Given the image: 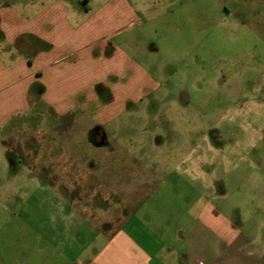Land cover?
I'll return each instance as SVG.
<instances>
[{
  "label": "rangeland",
  "instance_id": "obj_1",
  "mask_svg": "<svg viewBox=\"0 0 264 264\" xmlns=\"http://www.w3.org/2000/svg\"><path fill=\"white\" fill-rule=\"evenodd\" d=\"M38 1L0 0V10L22 13ZM62 1L107 16L93 37L108 46L95 45L93 66L78 67L59 86L66 106L86 97L99 118L79 106L57 115L38 96L41 85L25 97L18 80L9 81L11 98L0 106V118L7 114L0 124V264H22L24 237L36 234L47 247L32 250L27 264H65L53 247L69 230L75 237L74 216L95 227L90 255L112 228L103 222L124 220L152 189L147 205L155 218L175 222L188 201L186 222L210 180L222 182L218 201L229 206L264 187V0H116L105 9L107 0ZM7 51L14 52L9 61L22 57L0 38V55ZM94 127L102 132L99 148L88 143ZM39 171L52 175L47 184ZM24 206L47 222H13ZM60 215L73 220L50 222ZM247 224L253 236L261 231L255 245L264 247V222Z\"/></svg>",
  "mask_w": 264,
  "mask_h": 264
},
{
  "label": "crops",
  "instance_id": "obj_2",
  "mask_svg": "<svg viewBox=\"0 0 264 264\" xmlns=\"http://www.w3.org/2000/svg\"><path fill=\"white\" fill-rule=\"evenodd\" d=\"M114 1L116 2L107 0L103 9ZM121 1L118 0L120 3ZM38 3L37 7L35 3L26 4L22 13L11 5H4L3 10H0V38L7 44H14L15 50L22 55L18 60L12 61L8 59L14 52L7 51L0 55V106L7 105L11 98L9 81L17 79L21 86V96L26 97L31 86L39 84L41 91L38 96L45 100L55 114L61 115L72 106H79L82 113L92 116L95 122L99 117H93L94 113L88 109V98L83 97L77 103L67 100L66 106L59 86L64 78L69 80L68 78L77 76L78 67L89 69L93 66L95 45L106 46L104 37L100 40L93 37L97 30L106 28L103 27L104 20L107 19L105 11L100 9L101 13L95 16L74 11L62 0H40ZM2 110L0 107V114ZM6 116L7 114L0 118V124ZM69 170L73 172L71 169L65 172L69 173ZM32 173L35 175L36 171ZM123 174L126 175V172ZM37 175L44 185L52 176L49 171H39ZM216 182L210 180L203 187L205 192L200 190L197 200L202 199V202L186 222L184 219L192 209L191 202L186 201L187 206L183 205L177 211L174 207L170 208L172 214L176 211L177 219L175 222L167 219V222L165 219L155 218L154 209L148 208L147 200L154 194L153 189L143 192L138 200L141 201L140 205L133 207L124 220L119 219L120 215L117 214L114 217L118 216V222H103L104 227L112 228L101 235V245L90 255L87 250L95 240V227L86 218L74 216V221L78 222L75 224L76 235L73 238L69 230L57 240L58 245L53 247L55 258L67 260L65 264H70L71 261L73 264H264V247L255 245L256 240L261 237V231L256 229L257 236H253L243 229L249 225L248 222H264V187L257 186L258 190L247 192L241 199V205L237 202L236 205L229 206L218 201L219 197L224 196L225 189L222 182L215 184ZM188 188L191 190V186ZM42 189L52 192L47 188ZM51 206L57 208L56 204ZM21 211L23 218L13 222H47L40 217L32 218L34 215L31 216L28 213L30 210L25 206L20 213ZM71 215L72 213L68 216ZM72 220H63L60 215L50 222ZM261 226L262 224L258 227ZM91 232L94 236L89 235ZM26 236L23 252H27L28 256L18 251L16 253L18 259L23 254L22 264H27L32 250L37 252L44 248L46 250L47 247L43 236L36 234L33 240ZM55 240L52 238L53 242Z\"/></svg>",
  "mask_w": 264,
  "mask_h": 264
},
{
  "label": "flooded vegetation",
  "instance_id": "obj_3",
  "mask_svg": "<svg viewBox=\"0 0 264 264\" xmlns=\"http://www.w3.org/2000/svg\"><path fill=\"white\" fill-rule=\"evenodd\" d=\"M101 140H102V132L99 127L91 128L88 131V142L92 144V146H95L99 148L101 146ZM12 163L14 161H11Z\"/></svg>",
  "mask_w": 264,
  "mask_h": 264
}]
</instances>
